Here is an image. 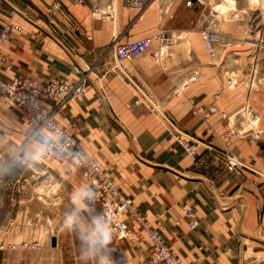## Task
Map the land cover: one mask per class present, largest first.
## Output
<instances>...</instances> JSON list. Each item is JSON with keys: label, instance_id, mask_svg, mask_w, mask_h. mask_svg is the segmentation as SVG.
I'll return each instance as SVG.
<instances>
[{"label": "crops", "instance_id": "0c3cea01", "mask_svg": "<svg viewBox=\"0 0 264 264\" xmlns=\"http://www.w3.org/2000/svg\"><path fill=\"white\" fill-rule=\"evenodd\" d=\"M54 1H1L0 32L9 20L22 27L0 43L5 59L0 62L1 78L11 81L24 75L38 81L87 80L82 96L63 103L48 100L44 108L61 126L73 124L71 131L100 159L136 210L147 220L162 224L160 233L172 252L186 264H264L259 256L246 257L249 240L257 245L254 253L264 252V110L259 105L264 103V95L253 96L240 88L221 90L228 68L225 63H214L196 31L202 18L193 10L201 5L187 7L184 0H171L166 15L167 10L159 14L157 0L148 7L126 5L123 0H61L50 23L48 10ZM110 4L117 6L115 20L93 13L95 6L107 8ZM159 30H164L169 43L153 39L147 52L125 60L122 68L129 76L110 71L116 45L154 37ZM175 42L177 46H173ZM236 73L229 74L233 77ZM139 91L160 111H152ZM7 102L8 97L1 94L0 106L20 111L13 115L6 109L16 126L12 130L15 135L21 121L27 125V114ZM247 103L261 115L260 138L246 132L249 113L242 107ZM4 117L0 111L1 136ZM173 125L201 141L196 157L172 138ZM45 134L54 137L43 127L23 151H46L48 143H39ZM16 139H12L15 143L9 152L13 162L5 177L6 197L13 205L11 218L0 225V243L6 247L0 252V264H100L105 255L113 264L146 261L154 245L144 234L138 239L113 237L107 249L91 254L88 245L77 238L78 229L68 232L62 223L53 231L45 209L32 202L37 196L16 190L27 176V166L15 163L24 144L23 140L17 144ZM219 152L234 154L244 167L230 172ZM33 156L27 154L24 162L28 167L44 168L43 174L32 173L33 181L42 175L64 176L74 168L68 161L46 167ZM65 180L63 186L70 195L82 187L92 190L76 170ZM21 198L31 202L16 207ZM74 206L83 225L91 227L99 212L88 208L77 212ZM190 208L196 214L194 228L186 214ZM129 224L133 232H140L136 220L130 218ZM24 242L32 245L24 246ZM12 243L18 247L8 248Z\"/></svg>", "mask_w": 264, "mask_h": 264}, {"label": "built area", "instance_id": "2783aa9c", "mask_svg": "<svg viewBox=\"0 0 264 264\" xmlns=\"http://www.w3.org/2000/svg\"><path fill=\"white\" fill-rule=\"evenodd\" d=\"M3 0H0V3ZM83 2L84 0H79ZM126 5H136L139 7H148L153 0H123ZM195 3L205 4L204 0H187L186 4L192 6ZM61 0H55L48 10V20L53 23V15L60 9ZM93 13L101 18L115 20L116 5L110 4L107 8L95 6ZM22 27L15 24L12 20L7 21L0 32V43L7 41L14 31H21ZM223 35L218 30H207L203 34L204 44L209 51H212L216 42L222 40ZM157 39L160 43H169V38L164 34V30H159L154 37H141L128 41L124 44L115 46V59L110 63V71L119 75L129 76L122 68L125 60H130L141 56L147 52ZM0 62H5L4 56L0 52ZM231 78H229V81ZM87 88L86 81L83 79L77 83L38 81L28 76L17 75L11 81H6L0 76V94L8 97V106L15 105L27 114L28 128L38 129L45 127L54 134L52 142L46 146L47 156L61 162H71L73 169L67 170L64 178H70L76 171L88 181L94 196L86 201L89 210H97L101 219H105L112 227L113 237L115 239L134 238L138 239L144 234L152 241L153 251L143 264H186L183 259L176 256L166 244L160 233L162 224L160 222L149 221L139 213L133 203V200L123 194L117 186L112 176L102 166L100 159L90 154L83 146L75 133L73 124L68 127L61 126L54 118L52 112L44 108V102L53 99H59L61 103L71 98L82 96ZM147 102L151 105L152 111H160L159 107L151 99L139 91ZM139 102L140 99L138 98ZM246 112L251 114L253 122L259 123L261 115L253 109L248 103L243 106ZM199 111V110H197ZM245 113L243 114V116ZM263 130L260 125L252 126L249 130L255 138H260ZM240 133V132H239ZM172 135L183 149L192 157L198 155L201 141L189 134L183 132L173 125ZM221 153L226 162L227 169L230 172H236L244 167L241 160L234 154L227 152ZM187 216L191 219V227L197 226L196 214L193 209L186 210ZM133 218L141 225L140 232H133L130 228L129 220ZM24 246H31V242H24ZM18 243H12L8 248L15 249ZM6 248L0 243V252Z\"/></svg>", "mask_w": 264, "mask_h": 264}, {"label": "rangeland", "instance_id": "374dc122", "mask_svg": "<svg viewBox=\"0 0 264 264\" xmlns=\"http://www.w3.org/2000/svg\"><path fill=\"white\" fill-rule=\"evenodd\" d=\"M170 1L157 0L159 14L160 12H166V10V15L169 14ZM186 1L184 0L185 5L191 7L186 4ZM204 2L205 4L201 5V7H196L193 10L197 18H202L196 31L203 43V34L207 30H218L223 35L222 40L216 42L212 51H209L204 44L207 53L215 64H227L228 69L224 72L226 81L221 86V90H223V87L227 91L232 88L235 90L240 88L244 93L251 91L253 96L264 95V0H204ZM181 41L182 39H179L178 43ZM178 43L175 42L173 46H177ZM184 46H187V43ZM217 52H221V54L218 55ZM232 71L237 72V75L231 77L229 73ZM229 77H231L230 81H233L232 84L228 79ZM237 80L239 81L238 84ZM85 81L87 83V80ZM259 105L264 110V103H260ZM2 106H0V111L5 113V117L3 125L4 135H0V225L5 224L11 218L13 201L6 197L8 190L5 186V177L9 166L13 162L12 160L10 162L11 152H9L11 144L15 143V140L13 141L12 139L17 138V144L21 143L22 140L24 144L19 148L18 154L20 155V160H16L15 163L21 164L23 167L27 166V168L24 167L27 176L17 186L16 190L21 193H34L37 196L32 202L39 203L43 211L45 209V214L52 219L51 227H53L54 231L63 223L66 215L76 213L75 204L72 203L71 199L72 195L63 186V182L66 180L63 175L59 177L52 175L49 178H45L42 175L40 178H34L33 181L32 173L35 175H38L39 172L43 174L44 168H41L39 171L34 164L28 167L29 163L26 164L24 162L28 161L26 154L31 153L35 155L37 151H23V148L28 141L34 138L41 128L36 130L28 128L24 124V121H21L17 125V133L13 135L12 130L16 126H14V123L8 117L6 109L13 115L18 114L20 111L12 107L6 106L4 108ZM5 134L11 137L10 141ZM238 134L240 135V133ZM171 136L173 138L172 131ZM35 160L46 167L55 168L58 165V161L47 156L45 149H43L41 155L35 157ZM41 191L44 192L40 194ZM40 196L44 198H40ZM29 203L24 198H21L16 202V207H26ZM96 218H100V216L98 215ZM47 264L67 263L49 262Z\"/></svg>", "mask_w": 264, "mask_h": 264}, {"label": "clouds", "instance_id": "9594fccd", "mask_svg": "<svg viewBox=\"0 0 264 264\" xmlns=\"http://www.w3.org/2000/svg\"><path fill=\"white\" fill-rule=\"evenodd\" d=\"M50 142H52V138L45 134L41 136L39 143L47 144ZM42 151L43 149H38L32 158L35 159L36 156L41 155ZM93 196L94 193L90 188L82 187L78 189L71 198L72 203L77 206V212L86 209V201L91 200ZM62 227L68 232L78 229L77 238L82 242V244L88 245L91 254H94L96 251L101 249H107L113 239L110 224L106 222L105 219L101 218H95L92 221L91 227L86 228L83 225L81 217H79L76 213H73L65 216ZM84 258L87 259L88 256H85ZM100 264H113V262L110 256L105 255L100 258Z\"/></svg>", "mask_w": 264, "mask_h": 264}, {"label": "water", "instance_id": "95a60500", "mask_svg": "<svg viewBox=\"0 0 264 264\" xmlns=\"http://www.w3.org/2000/svg\"><path fill=\"white\" fill-rule=\"evenodd\" d=\"M53 242L55 243V239H53ZM247 246H248V250H247V253H246V257L247 258L256 255V256H259V261L260 260H264V252H261L259 254L253 252V249H255L257 247L256 244H254V243H252L250 241H247ZM253 264H256V263L254 262Z\"/></svg>", "mask_w": 264, "mask_h": 264}, {"label": "bare ground", "instance_id": "6f19581e", "mask_svg": "<svg viewBox=\"0 0 264 264\" xmlns=\"http://www.w3.org/2000/svg\"><path fill=\"white\" fill-rule=\"evenodd\" d=\"M227 5H228V3H227ZM116 13H117V6H116ZM245 112H246V108H245ZM248 116H249V120H248L249 124H248V129L246 130L247 133L249 132V130L252 126H257L258 124L260 125V122H261V120L259 121V123L253 122L251 119V117H252L251 114H249Z\"/></svg>", "mask_w": 264, "mask_h": 264}]
</instances>
